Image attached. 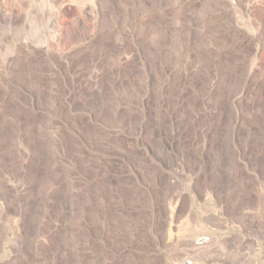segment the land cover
Listing matches in <instances>:
<instances>
[{
	"label": "rangeland",
	"instance_id": "1",
	"mask_svg": "<svg viewBox=\"0 0 264 264\" xmlns=\"http://www.w3.org/2000/svg\"><path fill=\"white\" fill-rule=\"evenodd\" d=\"M140 1L148 7L156 5L155 15L162 19L163 23L154 24V27L165 33L169 45L167 49L172 45L177 49L174 52L175 59L173 58L171 63L157 61V70L151 69L147 63L144 45L138 36L142 31L140 21L143 16L136 6ZM261 3L264 4V1L0 0V76L6 77L12 86L21 90L22 97L26 98L25 107L34 116L32 121H37L34 136L39 139L42 158H52L47 142H54V138H57L56 132L62 134L63 140L68 137L73 141L70 145L65 140L68 144L67 153L63 147H51L54 159L63 163V166H58L62 179L54 177L52 172V176L47 178L57 184L50 185L51 187L43 190L40 195L35 192V199L31 197L27 200L30 186L25 178L32 154L25 144L28 135L23 132L26 126L16 124L13 128L17 137L13 140H16L22 155V160L15 166L16 173H19L17 169L20 170V178L3 169V138L7 131L2 132L0 172L4 173L3 182L8 194L5 197L0 195V264H77L78 257L82 263L95 259L97 264H264V127L241 126L242 122L248 120L241 108L251 106L253 98L261 103L259 112L253 111L254 114L264 119V16ZM38 4L43 6L40 11L36 8ZM230 6L237 9H231ZM49 9L53 14V30L56 34L55 40H50L49 46L52 52L61 57L60 60L55 58L48 61L52 65V73H44V94H37L33 90L25 91L11 82L9 74L17 64L12 35L23 30L29 31L27 23L32 17H36L41 24L45 22ZM239 15H242L245 22H240ZM115 16H118L119 20H116L118 25L113 27ZM232 17L238 25L235 29L239 35L245 36L243 53L246 59L241 65V84L236 90L227 91L223 105L225 119L229 118L234 109L232 115L237 126L228 131L224 130V136L227 138L218 145L222 152L217 170L214 171V167L218 164V158L216 159L210 150L209 138L202 137L197 131L199 125L203 124L202 131L210 137L212 129L207 122L216 116L217 111L211 109L212 104H205L202 99L195 102L199 112L186 110V114L196 118L195 126L189 123L187 129L180 132L177 130L175 113L167 117V132L162 140L164 151L155 149V158L142 145L141 137L146 118L142 117L133 127L115 122L113 118L108 124L103 121L107 96L118 105L126 103L125 97L132 96L133 110H140L141 113L147 110L155 115L157 108L148 110V103L154 95L152 86L160 85L164 91L176 68L183 77L192 74L193 70H190L189 66L192 54L186 50L183 40L186 35L190 45L195 43V40L206 32L204 22L207 20L212 30L216 26V29L219 28V34L227 36L223 22H228ZM211 19L216 22L210 23ZM106 24H109L114 32L111 42L112 54L114 45L118 48V56L122 58L120 67L132 70V74L124 83H121V78L110 75L111 82L106 85L107 96L101 88L102 74L106 66L103 59L105 56L98 58L99 54L95 53L97 59L94 57L89 65L84 60L80 66H77L78 60L72 59L76 54L79 59L88 58V54L98 43L100 29ZM44 33L48 34L49 31ZM249 38H253L251 42ZM22 44L21 47L24 48L25 44ZM181 52L187 53L182 66L181 63L178 65L176 59ZM37 54L45 55L41 50H38ZM111 68L113 72V66ZM194 78L197 85L202 84L201 76ZM215 84L213 80L210 87H204L212 97L215 96ZM125 89L130 90L125 92ZM189 94H192L191 90ZM3 96L4 92L0 89V102ZM58 101L62 102L63 114L55 111ZM166 102L163 97L162 109H165ZM91 103L96 105L98 114L91 111L88 105ZM177 106V109H181V106ZM110 115H113V112ZM103 134L109 137L110 141L107 142ZM130 149L145 153L150 167L158 174L140 175L134 166V163H137L131 162L123 152ZM82 160L86 161L83 163ZM81 164L89 167L90 174L82 173ZM34 169L36 171V168ZM47 171V166L37 170L36 187L46 181ZM96 179L98 182L109 180L113 183V246H109V242L104 238L107 222L103 216L100 213L96 216L92 209L89 213L82 214L76 206L73 207L70 200V183L79 184L77 187L81 188L80 199L84 200L87 197L86 188L90 183L97 182ZM151 183H156L154 185L158 189L153 190ZM120 184L126 187L128 184L130 188H133V184L140 189L139 195L132 196L124 191L115 192V186ZM60 186L64 191L55 194ZM51 189L54 191L53 195ZM82 190L85 195L81 194ZM94 195L97 197L96 193H91L89 198L94 200ZM49 197L57 198L58 202H45V198ZM96 218L99 225L92 231L84 224L85 219L94 222ZM78 223L80 224L76 225ZM77 230L92 232L94 235L88 242H78L76 238L79 244L85 243L76 245L73 232ZM97 230H103L102 236L98 235ZM200 240L204 242L198 245ZM74 255L77 256L76 261Z\"/></svg>",
	"mask_w": 264,
	"mask_h": 264
},
{
	"label": "bare ground",
	"instance_id": "2",
	"mask_svg": "<svg viewBox=\"0 0 264 264\" xmlns=\"http://www.w3.org/2000/svg\"><path fill=\"white\" fill-rule=\"evenodd\" d=\"M218 5H220V4L218 3ZM136 6L138 9H140V12L143 13V16H142L141 21H140V26L142 28V31L138 34V36L141 38L140 42L143 43V45H144V48H145L144 52H146L145 55L148 58L147 63L149 64L151 69L157 70V68H156L157 61L162 60L163 63H165V64H167L169 62L171 63L173 58H174V52H176L177 49L175 48L174 45H172L169 49H167V47L169 45H168V41H167L165 33L160 32L156 27H154V24L162 25V23H163V20L156 17V15H155L156 11H157L156 5H154L153 7H151V6L148 7L146 5V3L144 4L143 1H140L139 4H137ZM42 7H43L42 4H38L36 8H38L40 11L42 9ZM260 7L263 9L262 11H263V16H264V4L261 3ZM230 8L231 9H237V7H235V6H230ZM208 10H211V9H208ZM51 12H52L51 9H49L48 15L45 19V22H42V24H41V22H39V20L36 17L31 18L30 21L28 20L29 23H27V24H29V29H28L29 31L26 32L25 30H23V32L13 33V35H12L13 36L12 47H14V50H16L17 64L14 65V67H12V69L10 71L9 75H10L11 82L14 84H17L20 88L25 89V91L29 89V90L35 91L37 94H41L44 91V87H45V86H43V75H44V73H47V72L52 73V70H50V69H52V65H50L48 63V61L49 60L52 61L55 58L56 59L58 58L60 60V57H61L59 54H55L54 52H52V50L49 46L50 40H55V36H56V34L53 30L54 23L52 22L53 14ZM238 19L240 20V22H245V21H243L242 15H239ZM116 20H119L118 16H115V20L113 21V27L118 25V22ZM208 22L209 21L205 20L204 28H205L206 32H204L200 36V38L196 39L195 43H192V45L189 44L190 42L188 39V35H186L187 36L186 39H183L185 42V45H186V50L192 54V55L190 54L191 55L190 56L191 61L189 64V66L191 67L190 70H193L192 74H190L191 76L185 75L183 77L180 74L179 70L176 68V70H174L172 80L169 81L167 87L164 86L165 87L164 91H162L160 85H153L152 86V90H153L154 95L151 98L152 100L149 101V103H148V107H149L148 110L152 109V108H157L158 111L155 115H152V113H149L147 110L143 111L142 113L140 110H133L131 105L134 103V99L132 96L125 97L126 103L120 104V105L115 103L113 100L112 101L109 100V97L107 96L108 90L106 88V85L108 82H111L110 75H113V77L115 76L116 78H121V83H124V81L129 78L130 74H132L131 68L130 69H123L120 67V66H122L121 65L122 58L120 56H118V53H117L118 48L113 45V54L111 52V44H112L111 42H112V37H113L114 32H113V30H111V26L109 24H106V26H104V27H102V29H100L101 31H100L98 43H96L95 48L92 49L91 53L88 54L87 59H79L80 57L77 54L75 56H73L72 59L78 60L77 66H80L84 63V60H86L87 64L88 63L90 64L92 59L95 57V53L99 54L98 58L105 56V58H103V59L105 61L106 66L104 68L105 71L102 74L103 81L101 84V88L104 90V93H105L104 95L107 96V99H106V103H105L106 111H105L103 121L106 124H108L110 121H112V118H113V121H115V122H121L126 126L133 127L139 123V121L141 120L142 117L146 118V122L144 121L145 125H144V131L142 132L141 140L143 142L142 145L145 147V149L147 151L151 152L152 157H154V158H155V153H154L155 149H161L162 151H164V147L162 145V140L165 136V132H167V129H166L167 121H168L167 117L169 115H171V114L173 115V113H175V116H176L175 118H176L177 123H178L177 130L182 132L184 129H187L189 123H191L193 125L196 121V118H193L192 115L190 116L189 114H186V110H189L190 112H193V113L199 112V109H198L195 102L200 100V99H202L205 104H212L211 109L217 111V114L215 117L209 119L207 122L208 125L210 126V129H212L211 136L210 137H209V135L206 136L207 133H204L202 131L203 124L199 125L197 131L199 132V134H201L202 137H204L206 139L209 138L210 150L214 154L216 159L218 158L217 159L218 164L216 163V165L214 167V171H215V170H217V166H219L220 161H221V158H219V157H221L222 151H220V148H218V145L222 141H225L227 138L226 136H224V133H225L224 130L228 131L229 129H233L234 126H237L234 124V116L232 115L234 109L232 110V113L229 114V118L225 119L224 108H223L224 106L223 105L226 102L227 91L228 92L234 91L241 84L240 77H241V75H243V72L241 71V65L245 61L246 57L243 53V49H244L243 45L245 43V38H244L245 36L243 37V36L239 35L237 30L235 29L238 27V25H236L233 17L228 22L226 20L223 22L224 23V31H225L227 36L223 35L222 33L219 34V28L216 29V26H214L215 29L212 30L211 27H209ZM212 22L215 23L216 20L211 19L210 23H212ZM255 24L257 25L256 22H255ZM49 25L51 28L49 27ZM230 25L234 26V28L231 27ZM145 28H147V30H144ZM162 29H163V27H162ZM45 31H49V33L45 34L44 33ZM252 37H254V36H252ZM252 39L249 38V41L251 42ZM22 43L25 44L24 48L21 47V45H23ZM45 49L47 50L46 52H45ZM38 50H41L42 52H44L45 55H38L37 54ZM101 53H102V55H100ZM186 56H187V53L185 54V53L181 52L179 54V58L178 57L176 58L178 60V65L181 63V66H182L183 59L185 60ZM112 57H113V59H112ZM95 58L97 59V57H95ZM86 62H85V64H86ZM111 66H113V72L111 70L112 69ZM151 72H153V71H151ZM195 76H201L203 78L201 85H197L195 83V78H194ZM213 80H215V82H216V84H215L216 90L214 93L215 94L214 97H212L211 94H209V92L205 91V89H204L205 85L210 87L211 81H213ZM133 81H135V80H133ZM119 88L120 87H118V89ZM0 89L4 92V96H3L4 98L1 99V102H0V137L2 136L3 131H5V130L7 131L6 135L3 138V142H4V146H5L4 154H3V155H5V158L3 160L1 159V162L3 164V169L7 173H10V175H12V176L16 175L17 177L20 178V176H19L20 170L17 169V171L19 173H16L15 166L17 165L18 162L20 163V160H22L21 159L22 155H21V152H19V148L17 147V145L15 143L16 140H13V139L17 138L16 132L13 131V128L16 127V124H25L24 126H26V128H25V130L23 129L24 130L23 133L28 135L25 144L27 145V147L29 148V150L32 154L31 160L27 166V173H26L27 176L25 178V180L27 181V184L30 186L28 188V191H29L28 194L29 195L27 196V200H29L31 197H32V199H35V195H36L35 192H37V194L40 195L43 190H48V188L51 187L50 185L57 184V183H54L49 178L52 176L51 175L52 172L54 173V177L62 179V178H60L61 177V171L58 169V166H61V165L63 166V163L54 159L53 151L51 150V147L55 146L56 149H61L63 147V149L65 148V150H66V151L65 150L64 151L67 153L68 149H66V146L68 144H66V142L70 143V145H72L73 141L70 140L68 137H67V139L63 140L62 134L56 132L57 138H54V142H52L51 144H49L50 140L47 142L48 146L50 148L49 155H51L52 158H50V157L42 158V155L40 152L41 146L38 142L39 139L38 140L35 139L36 137L34 136L35 135L34 132L36 131L34 127H35V125H37V121L36 120L34 122L32 121L34 116L25 107V105L27 104L26 98H23L21 90H19V88H17L16 86H12L11 83L7 80V78L4 77L3 75L0 76ZM131 89H132V87H131ZM128 90H130V89H125V92ZM189 90L192 91L191 95L189 94ZM131 94H132V92H131ZM163 97H165L167 100L166 105H165V109H162ZM40 101H41V99H40ZM44 101H45V99H44ZM260 104L253 98L251 106L248 105V106H246V108L244 107V109L241 108L242 112L246 113V116H247L246 118L248 119L247 121L242 122L241 126L251 127L252 125H256L260 128H262V126L264 127V119L259 118L258 115L254 114V112H253V111L259 112ZM88 105L91 107V111L93 113L98 114L96 107H95L96 105L94 103H91ZM177 105L181 106V109H177L178 108ZM56 106L58 108L56 110L55 109L54 110L57 111V113H62V110H63L62 102L58 101L56 103ZM241 107H243V106L241 105ZM123 108H125V109H123ZM237 109H239V108H237ZM111 112H113V115H110ZM210 113H211V111H210ZM210 116H213V115H210ZM154 117H155V119H154ZM72 119L74 120V117ZM82 125H84V124H82ZM194 126H195V124H194ZM75 127H76V125H75ZM44 135H46V133ZM87 136L88 135H86V137ZM104 137H105V135H104ZM178 137L180 138L179 135H178ZM104 139L107 142L110 141L109 137H105ZM65 140H66V142H65ZM180 140H181V138H180ZM117 142H119V141H117ZM39 146H40V148H39ZM73 146H75V145H73ZM97 146H99V145H97ZM75 148H77V147H75ZM90 149H92V147ZM60 152H61V150H60ZM123 152L125 155H127L128 159H130L131 162L133 161V162L137 163V164L134 163V166H135V169L138 172H140V175L145 176L147 174H149V175L158 174L155 172L154 169H152L150 167V163L147 161L145 153L141 154V153L134 151V150H131V149L125 150ZM78 153H80V152L78 151ZM70 154H72V153H70ZM111 155H113V154L111 153ZM60 159H62V158H60ZM76 159L79 160L78 158H76ZM82 161L84 163L86 160L85 161L82 160ZM103 161H105V160H103ZM42 166H47L49 168V171H47L49 175L48 174L46 175V178H45L46 181L44 183H41V185L36 187L35 184H37V180H38L37 170H39ZM109 167H111V166H109ZM34 168H36V171ZM80 169H81L83 174H86V173L90 174V172H91L89 167L86 168L82 164L80 165ZM63 170H65V169H63ZM81 171H79V172H81ZM72 174H73V172H72ZM47 176H49V177L47 178ZM91 176L92 175H90V177ZM4 177H5L4 173L0 172V195L3 194V196L5 197L8 194V190H7V187L5 186V183L3 182ZM17 177H16V179H19ZM74 178H76V177H74ZM52 179H55V178H52ZM83 180H85V179H83ZM96 181H97V179H96ZM76 184L70 183V185L68 186V189H72V190H68V192L70 194V200H71V203L73 204V207L76 206L80 210V213H82V214L83 213H89V211L91 209L95 211L96 216L98 213H100L103 216L104 220L107 222L106 230L104 231L105 232L104 238L109 242V244H110L109 246H113V226H111V223H113V209H112V205H111L112 201H113V194H112L113 193V183L109 180H103L100 182L97 181L93 184L90 183L89 186L86 188L87 197L84 199L85 201L80 199L81 195H80L79 189H81V188L77 187L79 184H77V185ZM151 184L152 185H150V186H152L153 190L158 189L157 186L154 185L156 183H151ZM126 185H127V187L124 186V184H120L118 186H115V192L117 191V193H120L121 191H124L126 193L132 194V196L133 195H136V196L139 195L140 189L136 188L133 184H132L133 188H130L128 184H126ZM123 186L126 189H124ZM63 191H64V188L60 186L59 188L56 189L55 194H57L58 192L62 193ZM82 191L83 192L81 194L85 195L84 190H82ZM51 192H49V193H51ZM53 193H54V191L52 192V195H53ZM91 193L97 194V197H95V195H94V197H95V199L93 198L94 200H92V198L91 199L89 198L91 196ZM52 195H50V196H52ZM124 197H126V196H124ZM23 198H25V197H23ZM39 198H37V199H39ZM49 201L51 203L55 202V201L58 202V199L57 198L51 199V197L45 198V202L49 203ZM135 202H136V200H135ZM158 202L159 201L157 200V204H158ZM132 203H134V202H132ZM28 204H26V205H28ZM47 205H49V204H47ZM87 206H89L90 208L87 209L88 208ZM137 217H139V216H137ZM80 219H81V217H80ZM79 221H81V220H79ZM97 221L99 222V220L97 218H96V220H94V222L93 221L91 222V220L87 221V219H85L84 224L86 226H89L90 230L95 231L96 226L99 225V224H97ZM79 224L80 223H78L76 225H79ZM97 231H98V235L102 236L101 231H103V230H101V231L97 230ZM96 233L97 232H95V234ZM92 235H94L92 232L86 233V232H81L79 230H77L76 232H73V237H75L76 245H81L82 243L79 244L78 242H81L82 240H84V242H88L89 240H91L90 237ZM76 238L78 239V242H76ZM203 242H204V240L199 242L198 245L202 244ZM83 244H85V243H83ZM73 245H74V243H73ZM86 245H87V243H86ZM78 250H79V248H78ZM105 253H107V252H105ZM44 257L45 256H43V258ZM75 257H76L75 258V261H76L77 256H75ZM90 259H91V257H90ZM68 260H70V259H68ZM80 260L81 259H79V257H78V261L76 263L77 264H97L95 259H92V260L88 261L87 263H82V261H80ZM135 264H137V263H135Z\"/></svg>",
	"mask_w": 264,
	"mask_h": 264
},
{
	"label": "crops",
	"instance_id": "3",
	"mask_svg": "<svg viewBox=\"0 0 264 264\" xmlns=\"http://www.w3.org/2000/svg\"><path fill=\"white\" fill-rule=\"evenodd\" d=\"M33 18V17H32Z\"/></svg>",
	"mask_w": 264,
	"mask_h": 264
}]
</instances>
